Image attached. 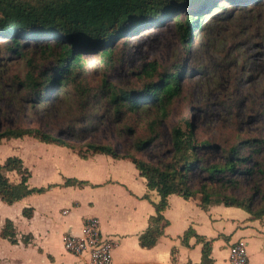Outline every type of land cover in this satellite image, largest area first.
Listing matches in <instances>:
<instances>
[{"label":"trees","instance_id":"obj_1","mask_svg":"<svg viewBox=\"0 0 264 264\" xmlns=\"http://www.w3.org/2000/svg\"><path fill=\"white\" fill-rule=\"evenodd\" d=\"M208 1L0 0V37L7 40L0 46H5L9 54L23 61L25 68L21 76H15L12 85L21 89L24 100L32 107L46 108L62 92L60 87L65 86V91L72 94L77 107L86 115L88 108L96 109L104 100L113 112L115 122L122 121L126 115L145 116L147 136L136 138L132 146L138 151L146 150L158 143L160 129L170 116V108L182 94L184 70L178 66L162 70L156 62H149L141 69L142 90L128 92L105 79L91 86L86 79L82 55H100L102 70H109L116 63L112 49L114 41L168 19L175 12L187 16L184 20L179 17L173 21L178 25L180 39L185 42L190 37L193 18L207 14ZM262 4L264 0H224L219 9L224 15L231 10L241 12L248 6ZM28 43L33 48L24 50ZM124 129L128 134L136 135L134 128L127 125ZM68 131L74 132V129L69 127ZM78 131L83 133L84 130ZM24 137L74 150L63 139L39 128H6L0 132V144L2 140ZM234 141L229 144L227 141L199 140L197 128L185 121L170 131L169 156L155 163L127 152L120 155L109 145L87 144L85 148L92 154L129 160L146 180L147 188L159 195L160 200L154 205L155 215L139 236L140 247L150 249L156 245L167 224L163 212L170 195L185 200L199 196L202 209L210 204H221L241 209L252 219L264 217V189L261 186L264 181V130L252 135L237 134ZM208 154L215 156L217 161L209 163ZM4 172H15L20 177L19 182L11 184ZM29 177L20 158H6L0 164V200L11 205L28 195L43 192L44 189L28 188ZM243 180L253 184L250 196L237 198L227 193L229 189H237ZM65 185L80 186L82 183L66 180ZM22 214L28 218L30 210H23ZM191 236L203 244L202 264L208 263L209 243L192 230L184 234V243ZM0 237L16 243L10 221L5 222Z\"/></svg>","mask_w":264,"mask_h":264},{"label":"rangeland","instance_id":"obj_2","mask_svg":"<svg viewBox=\"0 0 264 264\" xmlns=\"http://www.w3.org/2000/svg\"><path fill=\"white\" fill-rule=\"evenodd\" d=\"M223 1H208L207 14L193 18V28L185 42L180 39L178 25L173 21L187 16L175 12L168 19L114 41L116 63L109 70H102L100 55H82L86 79L91 86L105 79L128 92L142 90L141 69L149 62H156L162 70L175 66L184 70L182 94L171 106L156 145L139 151L132 146L136 138L147 136L145 116L126 115L122 121L115 122L104 100L98 108H88L86 115L77 107L72 94L65 91V86L60 87L62 92L46 108L32 107L24 100L21 89L12 85L15 76L25 72L24 63L9 54L5 46H0V132L6 128H39L63 139L81 155L87 153V144L109 145L120 155L127 152L155 163L169 156L170 131L185 121L197 128L199 140L214 143L232 144L237 134L263 131L264 4L222 15L219 7ZM6 43L0 37V45ZM23 48L31 50L33 45L28 43ZM127 125L135 129V136L124 129ZM69 127L74 132H69ZM81 129L83 133H79ZM17 140L15 144H3L0 151L7 157L24 159L40 176L43 144L31 137ZM207 159L209 163L217 161L210 154ZM261 186L264 189V181ZM227 193L237 198L250 196L253 184L243 180L237 189H229Z\"/></svg>","mask_w":264,"mask_h":264},{"label":"crops","instance_id":"obj_3","mask_svg":"<svg viewBox=\"0 0 264 264\" xmlns=\"http://www.w3.org/2000/svg\"><path fill=\"white\" fill-rule=\"evenodd\" d=\"M16 142L2 140L0 150L3 144ZM43 148L40 176L21 160L30 173L28 188L44 191L11 205L0 200V232L10 221L16 241L0 237V264H86L64 250L62 238L79 235L84 221L91 218L98 220L104 237L117 241L110 264H202L203 244L194 236L183 241L188 230L209 243L205 264H229V249L238 240L246 245L250 264H264V217L252 219L241 209L221 204L202 209L198 196L188 200L168 196L162 236L154 247L141 248L139 236L148 228L160 197L147 188L134 165L91 152L81 157L53 144ZM6 158L0 151V164ZM4 174L11 184L19 182L15 172ZM66 180L82 185H65ZM23 210H30V217H24Z\"/></svg>","mask_w":264,"mask_h":264},{"label":"built area","instance_id":"obj_4","mask_svg":"<svg viewBox=\"0 0 264 264\" xmlns=\"http://www.w3.org/2000/svg\"><path fill=\"white\" fill-rule=\"evenodd\" d=\"M117 241L104 237L99 222L95 218L86 219L79 235H65L63 248L67 253L85 259L86 264H110L112 252ZM229 264H250L246 245L242 240L235 242L229 249Z\"/></svg>","mask_w":264,"mask_h":264}]
</instances>
